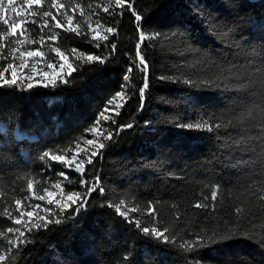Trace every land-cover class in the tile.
<instances>
[{"label":"trees","instance_id":"obj_1","mask_svg":"<svg viewBox=\"0 0 264 264\" xmlns=\"http://www.w3.org/2000/svg\"><path fill=\"white\" fill-rule=\"evenodd\" d=\"M57 4L66 8L45 0L32 9L41 13L36 21L51 11L62 25L47 43L72 65L67 82L0 87V264H264V0H125L122 15L115 0ZM134 11L145 31L147 73L138 66ZM65 16L73 28L65 27ZM0 29L9 42L12 36ZM88 55L106 62H88ZM125 75L127 95L113 99ZM106 107L115 111L101 115ZM203 122L212 131L184 126ZM99 143L107 147L87 164ZM78 149L84 179L92 184L99 176L100 184L83 208L61 214L45 189L61 183L57 189L68 195L85 188L80 173L43 154L68 160ZM17 199L32 204L22 209L34 213L27 227L13 222L21 214ZM48 209L61 223L33 228ZM137 221L167 229L169 241L146 235ZM9 227H21L30 242L13 247L19 232ZM209 238L191 251L180 247Z\"/></svg>","mask_w":264,"mask_h":264},{"label":"snow or ice","instance_id":"obj_2","mask_svg":"<svg viewBox=\"0 0 264 264\" xmlns=\"http://www.w3.org/2000/svg\"><path fill=\"white\" fill-rule=\"evenodd\" d=\"M26 2H27V5H28V9H29V12H28L29 15L35 17V16H39L41 14L39 10L32 9V5H37L39 8H43L45 0H26ZM115 3H116L117 6H119L122 9V11H121V15H122L123 14V8H124V5H125V0H115ZM12 4H13V0H7V5L5 4V0H0V13H4L5 9L7 7L11 6ZM51 7L52 8H66V6L63 5V4H59L58 5L57 4V0H51ZM98 7H99V5H98ZM127 7L129 9H131L133 6L129 3L127 5ZM104 11L107 12L108 8L105 7ZM42 15H43V17H51L52 21L56 22L55 26L57 28L62 27L60 22L57 20V17L55 15H53L51 11H43ZM133 15L135 16V19H136V22H137V26H138V29L140 31V42L137 44V52H136V55H137V58H138V66L141 67L145 73H147L149 65H148V62H147L145 56L143 55V51H142V45H143L144 40H145V31H144V29L142 27V17H141V15L136 14L135 11L133 12ZM68 19H69V21H71L72 17H68ZM0 20L3 21L4 25H9V20L6 17L0 16ZM32 22L35 23L36 21L33 20ZM26 23H27L26 20L25 21H21L19 23H12L11 26H10V30L7 32V35L15 37L17 35V29H19L20 34L23 35L26 31H28V29L26 28ZM48 27H49V21L47 19H45L44 22H43V25L41 26V33H43L44 28H48ZM116 32H117L116 28H113V27H108L107 28V33H109V34H115ZM156 38H159V34H156ZM47 39L55 41L57 39V35L56 34L49 35L47 37ZM92 39L95 40V37H92ZM44 40H45V36L42 34L40 36L39 43L43 44ZM104 40L108 41L109 37L106 35L104 37ZM14 42L18 43V44H21V45H23L25 43H27V44L37 43V41H34L32 39H27L26 41L25 40H16ZM6 46H7V41L5 39L4 30L0 29V59H4V57L2 56V50ZM96 46L97 47L100 46L98 41H97ZM116 47H117L116 44H114V43L111 44L112 51H115ZM11 51H12V53H16L17 49L16 48H12ZM51 51L55 52L60 57L61 60L66 59V56H65L64 52H62L59 48H52ZM19 55L21 57H37V56L43 57L45 55V53H43L39 49H35V50H28V51H20ZM13 60H15V56H13ZM87 61L88 62L99 61L100 63H105L106 62L104 58L99 57V56H93V55H88L87 56ZM23 66L27 67L28 65L25 63ZM54 66H55L54 63H52V62L48 63V67L49 68H52ZM19 67L20 66L16 65L14 62L13 63H9L6 66H3V70H0V87H14L18 83H21V81H20V79H19V77L17 75ZM61 68H63V65H61ZM69 68L72 69V65L71 64L69 65ZM8 69H12L11 79L7 78ZM127 71H128V73H130L132 71V68L130 67ZM70 74H71V72H69V75ZM165 78H168V77H162V79H165ZM26 79H30V78L26 77ZM58 79H59V82H61V83H66L67 82L66 78H63V77H59ZM124 80H125V84L121 85V91L116 92L115 93V97H113V99L116 98V97H121V96L127 95L126 89H127V86H128L129 76L125 75ZM55 84H56V81H53V86H55ZM33 86H34L33 83H31V82L27 83V88L28 89H32ZM44 86H47V84H45ZM147 88H148V82H147V77H146L144 86L141 87L140 90H139L140 91V96H141V107H143L144 96H145V92H146ZM111 103H112V101L109 100L108 101V105H111ZM109 111H113L114 112L115 109L106 107L103 110V112L101 113V115H104L105 113H107ZM116 114L118 115L119 113H116ZM111 122L115 123L114 120H112ZM96 123L98 124V123H100V121L97 120ZM131 126L132 125H130V124L126 125V127H131ZM184 126L185 127H190V128L191 127H195V128H198V129L206 128L208 131H212V128L209 127L207 122L196 123L195 125H184ZM92 130L96 131L95 128H93ZM112 135H113L112 133H108V135H107V137H105V139L110 140L112 138ZM93 143H94L93 140H88V144L89 145H92ZM106 147H107V145L105 143H99L98 150L91 152V155L87 158V164H92L93 163V158L98 156V155H102L103 153L100 150H102V149H104ZM43 155H44V157H49L52 160L63 161L66 164L67 167H69V168L75 167V170L80 173L79 183L81 184V186H83L85 188V193H83V194L79 193V192L69 193L68 196H67V199L69 201H71V204L77 205V211H79L80 208L84 207V203L86 202L85 201L86 196L90 195L92 192H94L96 190V188H97V185L100 184V177L97 176L95 181L92 184H89V182L84 179V175H85V173L87 171V168H86V165L84 163V160L81 159L78 162L73 163V161H76V157L75 156L73 157V161H68L62 156H52V155H50L49 152H45ZM59 175L65 176V178H67L66 174L63 173V172L59 173ZM32 187H33V184H32L31 181H29L28 188L32 189ZM54 187L60 188V187H62V185H61V183H57L56 185H54ZM100 190L103 191L102 188ZM45 193L49 197L48 203L49 204L53 203L54 193L51 192V191H48L47 189H45ZM216 196H217V192L213 191L212 192L213 200H215ZM39 199L43 200L44 196H40ZM15 203L18 206L17 207V211H20L21 215L18 216V217H13V222H14V224L20 226V225H22L23 216L25 214V212L22 209H24L26 207H32V204L29 201V203L27 205H23L22 201L19 200V199H17L15 201ZM122 203H123V201H121V204ZM70 206L71 205H63V206H61V214H63V212L66 210V208L70 207ZM195 206L196 207H203L204 205H201V204L198 203ZM35 207L36 208H40L41 205L37 204V205H35ZM135 210L136 209H132V211H135ZM46 211H48L49 216L48 217H43V216L38 217L41 221H43V223L42 224H33L32 225L33 228L38 230L40 227L47 228L48 224L53 223V222L56 223V224L61 223L60 219H58V218L57 219H52L51 218V210L50 209H48ZM116 211H117L118 214L122 215L129 222L132 221V217L128 214V212L122 211L119 206H116ZM237 211L239 212V209ZM155 214H156L155 207H151L150 206L149 211H148V215L154 217ZM9 215L11 216L12 214L9 213ZM26 215L29 218H32L34 216V213L31 212V211H27ZM137 227L141 228L142 231L146 235H152L154 238H156L158 240H163L164 242H168L169 239H170L167 236V231H168L167 229H164L163 231H159L155 227L149 229L148 227L141 226L138 221H137ZM7 231L9 233L19 232V243H18V245H13V247H19V245H22V244L30 242V241L27 240L26 235H25V231L21 230V227H17L15 229L9 227L7 229ZM28 231L30 232L31 229H28ZM213 241H214V238H209L207 240H199V241H197V242H195V243H193L191 245L182 244V245H180V247H182V248L187 247L188 250L191 251L195 247H197L199 244L212 243ZM4 260H5V256L0 255V261H4Z\"/></svg>","mask_w":264,"mask_h":264},{"label":"rangeland","instance_id":"obj_3","mask_svg":"<svg viewBox=\"0 0 264 264\" xmlns=\"http://www.w3.org/2000/svg\"><path fill=\"white\" fill-rule=\"evenodd\" d=\"M7 5V1L5 2ZM29 9L27 3L25 4H18L13 0V4L5 9L4 13H0V16H4L9 20V25H4L3 21L0 20V27H4L7 31L10 30V26L12 23H19L21 21H27L26 28L28 31H26L23 35L20 34L19 29H17V35L15 37H12L9 42H7V46L2 50V56L4 59H0V70H3V66H6L9 63H15L16 65H19L18 70V77L23 84H27L28 82H31L33 84H46V83H52L53 81L59 80V77H64L65 74H68L71 69L69 68V63L67 59L61 60L60 57L55 52H46V45H50V49L53 47L50 43H47L48 41H52L47 39L49 35L54 34L53 28H55V21H53V27L50 26L48 28H44L43 33H41V26L43 25L44 18H42L39 21H36L35 18L28 14ZM51 18V17H50ZM66 20V28H73L72 21H69L68 17H64ZM35 20L36 22L33 23L32 21ZM95 31V34L98 35L102 32L101 29L93 28ZM101 31V32H100ZM45 36V40L43 44L39 43L40 36ZM32 39L34 41H37V43L33 44H18L14 41L16 40H27ZM16 48L17 52L12 53L11 49ZM39 49L45 55L43 57L37 56V57H21L19 55L20 51H28V50H35ZM13 56H15V60H13ZM52 62L54 63V67L49 68L48 63ZM27 64V67H24V64ZM61 65H63V68H61ZM11 72L12 69H8L7 72V78L11 79ZM30 78V79H26ZM17 137H27L25 134L16 133ZM86 149V147H85ZM84 149V150H85ZM96 151V150H95ZM79 149L76 150L75 153L72 154V156L68 159V161H73V157H76V161H73V163L78 162L80 159V156L78 155ZM69 168V167H68ZM71 169L75 170V167H72ZM76 171V170H75ZM79 173V172H78ZM54 193L53 198V204L57 205L59 208L63 205H74L71 204V201L67 199L68 195H63L57 188L54 190H49ZM45 199L48 202L49 197L45 193ZM70 207H67L68 209ZM21 215V214H20ZM35 218H29L26 215V212L23 216L22 225L21 227H27L30 222H34Z\"/></svg>","mask_w":264,"mask_h":264}]
</instances>
